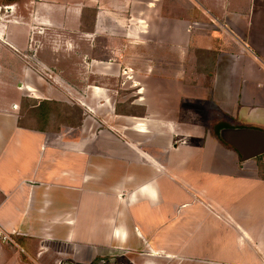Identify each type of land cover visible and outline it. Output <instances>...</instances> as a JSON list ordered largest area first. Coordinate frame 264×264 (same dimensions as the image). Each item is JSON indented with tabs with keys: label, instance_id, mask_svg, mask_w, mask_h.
<instances>
[{
	"label": "crops",
	"instance_id": "crops-1",
	"mask_svg": "<svg viewBox=\"0 0 264 264\" xmlns=\"http://www.w3.org/2000/svg\"><path fill=\"white\" fill-rule=\"evenodd\" d=\"M50 29L114 53L137 92H80L81 125L57 134L22 124L31 102H67L34 70L60 49ZM244 129L264 132V0H0V222L19 245L0 264H35L34 241L38 260L57 244L87 264L114 241L161 257L181 239L206 264H264V154L226 140Z\"/></svg>",
	"mask_w": 264,
	"mask_h": 264
},
{
	"label": "rangeland",
	"instance_id": "rangeland-1",
	"mask_svg": "<svg viewBox=\"0 0 264 264\" xmlns=\"http://www.w3.org/2000/svg\"><path fill=\"white\" fill-rule=\"evenodd\" d=\"M2 14H9L8 10L3 8ZM49 33L48 43L51 46L60 45V49L54 51L45 50L43 52L37 53L39 60L43 61L46 66L41 67L36 61V59L38 58H35L33 60L34 70L36 73L42 74L41 69L43 68L44 72L46 73L45 78L49 82L50 97H55L59 93L60 95H62V97H65L67 102H56L55 100H53L58 103V106L54 105V110L53 112H51L52 114L50 113L51 108L50 111H39V115H44V117L47 116V119L49 116V119L47 121L43 118H37L34 109L31 108L33 104V102H31V105L26 106L25 109L23 107V112L25 113V115L23 117L22 124H24V122L25 124L33 123V126H42L43 128H47L51 133L57 134L61 129V125L76 127L79 124L82 115L84 118L85 110L82 109L78 104L80 101L83 102L84 100H77L79 98L80 92H91L92 90L90 89V87L100 86L117 90L119 92L118 96L125 95L123 93L137 92L136 87L134 89L130 88L138 85V83L135 84L134 80H129L126 86L122 85L124 79L122 77V74L118 75V71L122 72L123 69L120 68L119 70V67H112L108 68L109 70H107V65L105 63L108 62L109 59L114 58V53H111V51L108 50L90 52L87 50H83V48H85L84 46H82V49L71 48V50H68L69 45H76L81 42L80 37L74 34L66 37H58L53 34L54 32L52 29H50ZM116 42H118V40ZM99 43L104 45L105 39H99ZM64 46L67 47L66 50ZM118 56L120 55L118 54ZM93 58H96L99 61L94 62L92 61ZM189 65V70H199V68H196V64L194 62H190ZM107 71L109 72L108 76L106 75ZM40 91L41 90H39V92ZM88 102L89 99H87V103ZM132 102V99L127 101L130 107L132 105ZM102 112L103 115L101 114V118L105 116L103 110ZM98 116L100 118V115ZM89 121L92 124L94 123L93 120ZM258 131L260 130L258 129ZM260 132H262V130ZM262 159L263 158H259L258 163ZM242 161H244L243 157ZM261 167L262 166L260 165V169ZM181 240H183V242L174 245V247H170L168 243H163L162 245H160L161 247L165 248L167 252L165 254H161V257H154V254L152 252L148 251L145 248L142 249L141 247L143 245L141 243H131L124 248L119 249V244L117 243V241H114L111 244L114 247L113 250H109L106 252L103 247H98L99 249L96 250L97 255L95 256V259L92 258L91 262L87 264H206L204 263L206 260L198 257L196 253L193 256L190 254V257L187 256L185 251L186 239ZM128 246L131 249L127 250ZM156 247L159 248V245H156ZM40 248L41 243L39 241H34L32 243L35 264H57V260H61V264H79L72 258L68 249H64L63 247H61V245L57 244L50 245V250L46 254H44L43 258L38 260L36 258V254L38 252H41ZM60 251H65L64 255H59ZM170 251L172 254H178V258H168L167 255H169L168 253ZM92 252L94 253L95 251ZM27 263L33 264V262L30 260L27 261Z\"/></svg>",
	"mask_w": 264,
	"mask_h": 264
},
{
	"label": "water",
	"instance_id": "water-1",
	"mask_svg": "<svg viewBox=\"0 0 264 264\" xmlns=\"http://www.w3.org/2000/svg\"><path fill=\"white\" fill-rule=\"evenodd\" d=\"M226 140L239 151L244 160L264 154V132L244 129L229 133Z\"/></svg>",
	"mask_w": 264,
	"mask_h": 264
},
{
	"label": "built area",
	"instance_id": "built-area-1",
	"mask_svg": "<svg viewBox=\"0 0 264 264\" xmlns=\"http://www.w3.org/2000/svg\"><path fill=\"white\" fill-rule=\"evenodd\" d=\"M2 245H11L19 247L16 240V234L7 230L0 222V246Z\"/></svg>",
	"mask_w": 264,
	"mask_h": 264
},
{
	"label": "trees",
	"instance_id": "trees-1",
	"mask_svg": "<svg viewBox=\"0 0 264 264\" xmlns=\"http://www.w3.org/2000/svg\"><path fill=\"white\" fill-rule=\"evenodd\" d=\"M54 105H57L58 106V103H56L55 101H44V102H42L41 104H40V106L37 108V109H34V112H35V114L37 115V118L38 119H44V120H48L49 119V116H48V119L46 118V117H44V115H39V111H46V110H48V111H50V108H51V111H50V113L51 112H53V110H54ZM52 114V113H51ZM48 115H49V113H48ZM82 121H83V115L81 116V118H80V122H79V124L77 125V126H80L81 125V123H82ZM76 126V127H77Z\"/></svg>",
	"mask_w": 264,
	"mask_h": 264
}]
</instances>
